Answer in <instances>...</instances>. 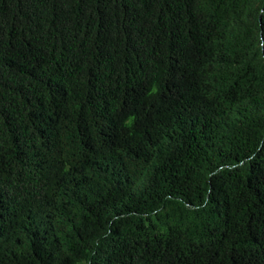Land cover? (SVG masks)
<instances>
[{"label":"trees","instance_id":"16d2710c","mask_svg":"<svg viewBox=\"0 0 264 264\" xmlns=\"http://www.w3.org/2000/svg\"><path fill=\"white\" fill-rule=\"evenodd\" d=\"M0 264H264V0H0Z\"/></svg>","mask_w":264,"mask_h":264}]
</instances>
